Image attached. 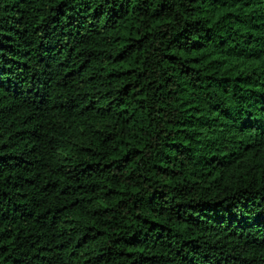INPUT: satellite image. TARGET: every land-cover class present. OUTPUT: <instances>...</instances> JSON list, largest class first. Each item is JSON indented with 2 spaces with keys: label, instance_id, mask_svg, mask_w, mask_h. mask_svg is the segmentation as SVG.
I'll list each match as a JSON object with an SVG mask.
<instances>
[{
  "label": "trees",
  "instance_id": "trees-1",
  "mask_svg": "<svg viewBox=\"0 0 264 264\" xmlns=\"http://www.w3.org/2000/svg\"><path fill=\"white\" fill-rule=\"evenodd\" d=\"M0 264H264V0H0Z\"/></svg>",
  "mask_w": 264,
  "mask_h": 264
}]
</instances>
